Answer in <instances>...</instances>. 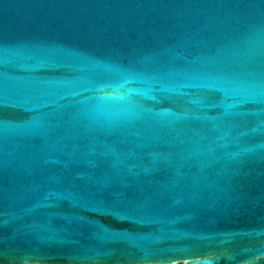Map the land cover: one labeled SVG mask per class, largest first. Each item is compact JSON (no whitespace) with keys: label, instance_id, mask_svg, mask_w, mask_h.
Listing matches in <instances>:
<instances>
[{"label":"water","instance_id":"1","mask_svg":"<svg viewBox=\"0 0 264 264\" xmlns=\"http://www.w3.org/2000/svg\"><path fill=\"white\" fill-rule=\"evenodd\" d=\"M0 264H264V0H0Z\"/></svg>","mask_w":264,"mask_h":264}]
</instances>
